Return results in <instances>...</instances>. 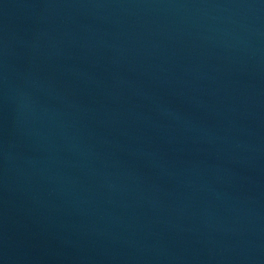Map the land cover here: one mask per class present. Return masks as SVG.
Returning <instances> with one entry per match:
<instances>
[{
    "label": "water",
    "instance_id": "obj_1",
    "mask_svg": "<svg viewBox=\"0 0 264 264\" xmlns=\"http://www.w3.org/2000/svg\"><path fill=\"white\" fill-rule=\"evenodd\" d=\"M0 264H264V0H0Z\"/></svg>",
    "mask_w": 264,
    "mask_h": 264
}]
</instances>
